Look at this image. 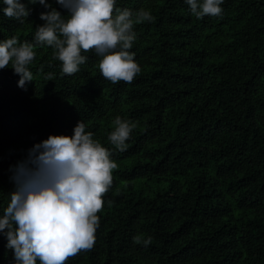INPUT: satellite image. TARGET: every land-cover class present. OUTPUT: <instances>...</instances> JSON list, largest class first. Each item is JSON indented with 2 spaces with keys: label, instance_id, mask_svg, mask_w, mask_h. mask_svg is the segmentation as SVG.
Masks as SVG:
<instances>
[{
  "label": "trees",
  "instance_id": "16d2710c",
  "mask_svg": "<svg viewBox=\"0 0 264 264\" xmlns=\"http://www.w3.org/2000/svg\"><path fill=\"white\" fill-rule=\"evenodd\" d=\"M21 2L33 9L23 23L0 0V42H33L45 23L48 9ZM117 7L155 17L134 26L141 72L132 83L106 80L94 51L62 75L47 46L35 49L25 88L11 65L0 69V216L29 150L74 135L82 120L118 167L93 249L67 264H264V0H224L221 16L203 19L186 0ZM116 116L137 125L123 152L107 139ZM6 245L0 233V264H15Z\"/></svg>",
  "mask_w": 264,
  "mask_h": 264
},
{
  "label": "clouds",
  "instance_id": "9594fccd",
  "mask_svg": "<svg viewBox=\"0 0 264 264\" xmlns=\"http://www.w3.org/2000/svg\"><path fill=\"white\" fill-rule=\"evenodd\" d=\"M197 19L219 17L224 0H186ZM3 13L23 23L32 8L21 0H3ZM66 15L49 0H28L48 11L40 14L45 23L36 27L34 41L20 43L17 37L0 42V69L11 68L20 76L18 86L33 82L30 65L37 47L53 49V59L61 62L62 75H74L92 52L101 57L102 76L113 84L132 83L141 72L132 49L137 35L134 26L154 22L143 8L135 13L117 7V0H56ZM49 80L52 74L47 75ZM108 141L118 151L127 149L136 123L116 116ZM86 124L77 122L72 136H49L29 150L26 160L15 168L16 190L0 216V233L7 239L15 264H67L96 242L104 197L113 185L118 167L112 152L94 139ZM111 207L112 201H107ZM134 243L148 246L152 237L137 235Z\"/></svg>",
  "mask_w": 264,
  "mask_h": 264
}]
</instances>
